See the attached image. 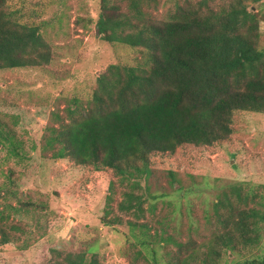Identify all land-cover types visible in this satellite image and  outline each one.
I'll return each instance as SVG.
<instances>
[{
	"label": "trees",
	"instance_id": "obj_1",
	"mask_svg": "<svg viewBox=\"0 0 264 264\" xmlns=\"http://www.w3.org/2000/svg\"><path fill=\"white\" fill-rule=\"evenodd\" d=\"M261 1L230 0L220 9L207 3L196 9L181 6L169 19L157 20L149 9L155 0H129L126 11L112 0H99L97 16L89 19L101 41L142 48L144 56L134 64L115 62L103 70L92 99L85 106L67 107V117L59 116L57 124L48 127L43 148L57 158L114 171L125 187L119 210L133 217L128 220L133 233L138 226L146 229L136 233L137 244L146 250V255L138 251L145 257L143 264H219L226 251L261 242L264 192L259 188L264 189V184L224 183L208 216L215 227L213 237L201 255L188 251L190 242L186 245L171 236L162 239L175 243L177 255H160L143 237L147 224L137 221L145 212L143 183L150 177L153 154L175 153L184 144L213 145L233 133L235 112L264 113L262 17L250 7ZM45 25L25 18L21 9H11L10 0H0V69L50 63ZM0 144L10 155L24 158L22 142L12 129L0 127ZM115 187L113 180L109 201ZM2 192L4 184H0ZM8 208L18 214L10 202L0 210V246L13 240L9 227L20 229L8 226ZM122 221L119 216L109 220L110 224ZM52 252L55 258L48 264H100L93 249ZM234 264H264V251Z\"/></svg>",
	"mask_w": 264,
	"mask_h": 264
},
{
	"label": "rangeland",
	"instance_id": "obj_2",
	"mask_svg": "<svg viewBox=\"0 0 264 264\" xmlns=\"http://www.w3.org/2000/svg\"><path fill=\"white\" fill-rule=\"evenodd\" d=\"M128 1L112 3L126 11ZM229 1L155 0L149 9L157 20H167L181 6L196 9L207 3L220 9ZM98 4L99 0H10V8L21 9L25 18L45 21L43 34L52 60L40 66L0 69V127L15 131L24 154L19 160L0 144V184H4L0 210L12 203L18 214L6 209L11 215L7 223L20 227L8 228L13 240L0 246V264H48L55 258L53 249H93L100 264L146 261L142 255L146 250L136 242L137 234L146 229L138 226L137 234L133 233L128 224L133 217L119 210L125 187L114 171L78 164L70 157L57 158L51 149L43 148L48 127L56 125L59 116L67 117V107L85 106L92 99L103 70L115 62L134 64L144 56L142 48L101 41L89 22L97 16ZM250 7L262 17L259 44L264 47V0ZM232 127L227 139L213 145L184 144L175 153L151 156L150 177L143 183L145 212L137 221L147 224L143 237L160 255L178 253L175 243L162 239L168 236L186 245L190 242L188 251L201 255L206 250L215 228L208 216L224 183L264 184V113L237 111ZM113 180L116 187L109 201ZM181 189L189 194L184 196ZM117 216L122 223L110 224ZM261 233L259 245L226 251L219 264L262 253L264 228Z\"/></svg>",
	"mask_w": 264,
	"mask_h": 264
}]
</instances>
